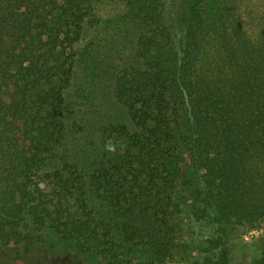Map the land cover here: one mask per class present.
Masks as SVG:
<instances>
[{"label": "trees", "instance_id": "1", "mask_svg": "<svg viewBox=\"0 0 264 264\" xmlns=\"http://www.w3.org/2000/svg\"><path fill=\"white\" fill-rule=\"evenodd\" d=\"M107 1L0 0V264L37 248L169 263L187 161L215 236L194 264H229L231 237L264 226V0H124L104 20ZM100 90L128 123L99 127L85 172L66 145Z\"/></svg>", "mask_w": 264, "mask_h": 264}, {"label": "rangeland", "instance_id": "2", "mask_svg": "<svg viewBox=\"0 0 264 264\" xmlns=\"http://www.w3.org/2000/svg\"><path fill=\"white\" fill-rule=\"evenodd\" d=\"M123 1L109 0L101 4L98 8L99 16L104 20L112 19L114 14L119 11ZM128 50L127 47L125 52L128 53ZM105 82L108 84V81L105 80ZM78 104L76 105L77 110L80 108ZM82 107L83 109L79 112V115L84 116V132L72 133L68 138L66 146L68 153L71 152L72 154L71 161L82 166L85 172H90L102 154L99 142V127L109 122L128 123V118L124 109L117 104L111 93L106 90L97 91L95 97L91 101H87L86 105ZM192 171V163L187 161L182 169L176 197L181 207L180 225L182 227V236H178V247L172 252V260L166 264L202 263L206 256L203 248L206 246L208 239L215 237L213 236L214 226L209 221H198L193 217L190 207L191 203L188 202L187 195L185 194L188 188V178ZM94 204H92V207H96V210L99 212L100 206ZM41 234L45 236L48 244H56L63 249L55 234L49 231H43ZM263 235L264 226L259 231H251L243 236L237 234L236 236H230L229 264H255L261 257L259 240L264 238ZM53 253L47 252L44 248H37L35 252L20 255L21 260L18 264L83 263V260L76 258L72 253L61 255L55 254L54 251ZM217 254L212 256L215 260H217ZM87 260L90 264L97 263V261L91 259Z\"/></svg>", "mask_w": 264, "mask_h": 264}]
</instances>
